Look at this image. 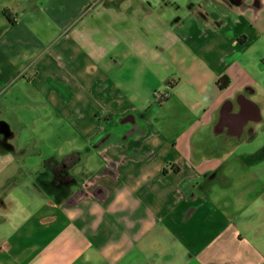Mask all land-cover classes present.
<instances>
[{
  "label": "crops",
  "instance_id": "crops-1",
  "mask_svg": "<svg viewBox=\"0 0 264 264\" xmlns=\"http://www.w3.org/2000/svg\"><path fill=\"white\" fill-rule=\"evenodd\" d=\"M181 2L0 0V264H264V0Z\"/></svg>",
  "mask_w": 264,
  "mask_h": 264
},
{
  "label": "rangeland",
  "instance_id": "rangeland-1",
  "mask_svg": "<svg viewBox=\"0 0 264 264\" xmlns=\"http://www.w3.org/2000/svg\"><path fill=\"white\" fill-rule=\"evenodd\" d=\"M179 1H182V2H185L186 0H179ZM181 2V3H182ZM261 137H262V139H263V141H264V133L261 135ZM261 161V160H260ZM257 158H254V160L253 161H251V172H253V174H255V175H257L259 172H260V174H261V177L259 178V180H261V179H263L264 180V162H260ZM235 163V162H234ZM240 168H238V170H239ZM237 170V171H238ZM249 174V173H248ZM231 176L229 175V179H231L230 178ZM232 178H233V176H232ZM258 180V181H259ZM252 182H253V180H252ZM263 181H259L258 182V184L260 185L261 183H262ZM227 183H229L228 185L230 186L231 185V181L230 180H228L227 181ZM264 183V182H263ZM239 189H241V187H239ZM242 207H246V206H242Z\"/></svg>",
  "mask_w": 264,
  "mask_h": 264
},
{
  "label": "trees",
  "instance_id": "trees-1",
  "mask_svg": "<svg viewBox=\"0 0 264 264\" xmlns=\"http://www.w3.org/2000/svg\"><path fill=\"white\" fill-rule=\"evenodd\" d=\"M222 84H223V83H222V81H221V82H219L218 85H219L220 87H224Z\"/></svg>",
  "mask_w": 264,
  "mask_h": 264
}]
</instances>
